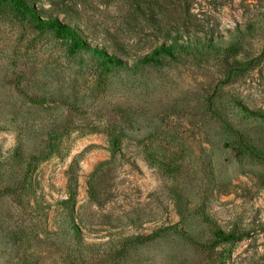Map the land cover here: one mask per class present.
I'll return each mask as SVG.
<instances>
[{"label":"rangeland","instance_id":"rangeland-1","mask_svg":"<svg viewBox=\"0 0 264 264\" xmlns=\"http://www.w3.org/2000/svg\"><path fill=\"white\" fill-rule=\"evenodd\" d=\"M31 1L84 44L0 2V264H264V0Z\"/></svg>","mask_w":264,"mask_h":264},{"label":"trees","instance_id":"trees-1","mask_svg":"<svg viewBox=\"0 0 264 264\" xmlns=\"http://www.w3.org/2000/svg\"><path fill=\"white\" fill-rule=\"evenodd\" d=\"M2 2L6 9L11 12H17L21 13L24 16H31L36 19V21L40 24V26H44L46 28L55 29L58 31H65L68 34H71V36L76 40L78 44H84V42L81 40V37L76 31H74L69 26L65 25L64 23L59 22V20L53 16L51 13L47 12H36L34 3L31 0H0ZM35 11V12H34ZM185 37V39H184ZM171 43L168 45H160L158 50L160 53H166L171 55L173 53V50L176 47H186L190 44L194 45L195 43L203 42L205 41H212V37L206 38V37H200L199 35L195 34H187L185 36L183 35H170L169 37ZM74 185H75V176L74 174L69 177V186H70V196L69 198L72 199L74 197L75 191H74ZM220 240L221 241H230L234 238L233 233H223L220 231Z\"/></svg>","mask_w":264,"mask_h":264}]
</instances>
